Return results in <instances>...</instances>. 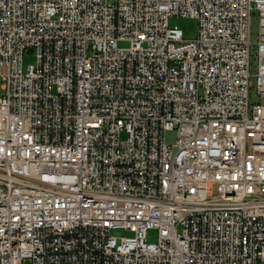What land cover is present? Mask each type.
<instances>
[{"label":"built area","instance_id":"1","mask_svg":"<svg viewBox=\"0 0 264 264\" xmlns=\"http://www.w3.org/2000/svg\"><path fill=\"white\" fill-rule=\"evenodd\" d=\"M0 79V264H264V0H0Z\"/></svg>","mask_w":264,"mask_h":264},{"label":"rangeland","instance_id":"2","mask_svg":"<svg viewBox=\"0 0 264 264\" xmlns=\"http://www.w3.org/2000/svg\"><path fill=\"white\" fill-rule=\"evenodd\" d=\"M169 25L172 28H178L183 33V38L185 40H192L196 37L198 31L197 21L191 18L173 17L169 20ZM259 34V22L256 16H253L251 21V41L255 44L258 41ZM120 48H128L129 43L120 42L118 44ZM255 50L253 51V58L251 60V71L254 73L256 71L257 64L255 62ZM36 64L35 53L26 52L23 56V70L27 71L29 66ZM2 81L0 79V90ZM124 138V136L122 137ZM166 142L169 145H175L177 142V131H168L166 133ZM111 235L120 240L123 237H131L132 233L125 231L123 229H116L111 232ZM158 240V232L156 230H151L147 234V241L149 243H155Z\"/></svg>","mask_w":264,"mask_h":264}]
</instances>
